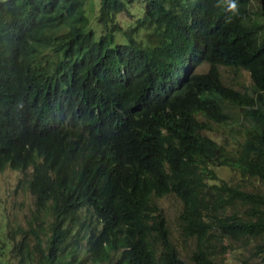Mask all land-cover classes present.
I'll list each match as a JSON object with an SVG mask.
<instances>
[{
	"label": "trees",
	"instance_id": "1",
	"mask_svg": "<svg viewBox=\"0 0 264 264\" xmlns=\"http://www.w3.org/2000/svg\"><path fill=\"white\" fill-rule=\"evenodd\" d=\"M234 2L99 0L93 24L85 0H0V170L34 197L13 264H224L241 239L264 262V190L214 169L264 183V0ZM225 124L231 147L205 132ZM169 193L186 258L155 200Z\"/></svg>",
	"mask_w": 264,
	"mask_h": 264
},
{
	"label": "rangeland",
	"instance_id": "2",
	"mask_svg": "<svg viewBox=\"0 0 264 264\" xmlns=\"http://www.w3.org/2000/svg\"><path fill=\"white\" fill-rule=\"evenodd\" d=\"M88 14L92 17L93 24L96 23L95 15L98 13L99 0H85ZM140 6L139 2L131 5L130 11L137 13ZM116 18L123 23L126 27V22L132 20V16L126 12H120ZM119 38H123L119 35ZM208 67L207 62H202L197 71L206 70ZM222 78L224 82L241 91L252 92V80L250 73L246 69H239L235 71L230 67L221 66ZM233 107L232 111L236 113L238 119L233 125L238 127V122L241 120ZM243 121V120H242ZM241 121V123H242ZM242 128V125H241ZM212 138L220 143H227L229 147L236 145L237 140H241L243 134L241 129L235 132L231 129L229 124L216 125L214 130H206ZM220 179H226L230 182H238L249 190L262 189L264 190V183L256 177L243 178L239 170L230 165H220L214 167ZM24 173L21 170L13 169L11 167L0 170V250L5 251V256L13 264L16 259L9 252V247L13 244L14 240L7 237L11 227L22 225L26 226L27 217L31 216L34 208V197L29 189L18 186V181L23 177ZM156 203L164 212L168 226L174 242L176 243L181 256L187 257L194 247V240L184 241L179 232L177 215L182 207V202L174 194L169 193L161 197H157ZM17 239V238H16ZM227 243L228 241L224 239ZM254 242V241H253ZM229 245V244H228ZM252 242L249 243L245 239L231 241L229 249L218 255L224 264H264V262L255 254L252 253ZM2 253V252H1ZM104 264V263H100Z\"/></svg>",
	"mask_w": 264,
	"mask_h": 264
},
{
	"label": "clouds",
	"instance_id": "3",
	"mask_svg": "<svg viewBox=\"0 0 264 264\" xmlns=\"http://www.w3.org/2000/svg\"><path fill=\"white\" fill-rule=\"evenodd\" d=\"M228 6L230 10H233V11L237 10V4L234 2V0H230V3Z\"/></svg>",
	"mask_w": 264,
	"mask_h": 264
}]
</instances>
